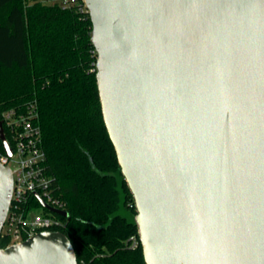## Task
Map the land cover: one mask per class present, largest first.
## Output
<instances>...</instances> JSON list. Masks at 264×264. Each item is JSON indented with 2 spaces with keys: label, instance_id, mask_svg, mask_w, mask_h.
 <instances>
[{
  "label": "water",
  "instance_id": "obj_1",
  "mask_svg": "<svg viewBox=\"0 0 264 264\" xmlns=\"http://www.w3.org/2000/svg\"><path fill=\"white\" fill-rule=\"evenodd\" d=\"M85 4L146 264H264V0ZM0 139L12 155L2 121ZM12 185L0 163V237ZM0 264L79 263L42 230L0 242Z\"/></svg>",
  "mask_w": 264,
  "mask_h": 264
},
{
  "label": "trees",
  "instance_id": "obj_2",
  "mask_svg": "<svg viewBox=\"0 0 264 264\" xmlns=\"http://www.w3.org/2000/svg\"><path fill=\"white\" fill-rule=\"evenodd\" d=\"M92 30L83 0H0V122L37 102L46 165L67 211H52L63 225L51 230L68 236L79 264H146L102 113Z\"/></svg>",
  "mask_w": 264,
  "mask_h": 264
},
{
  "label": "built area",
  "instance_id": "obj_3",
  "mask_svg": "<svg viewBox=\"0 0 264 264\" xmlns=\"http://www.w3.org/2000/svg\"><path fill=\"white\" fill-rule=\"evenodd\" d=\"M51 1L68 4L71 0ZM2 122L12 149V155H9L4 147L0 148V163L9 166L13 176L11 202L1 232V245L7 247L22 243L26 237L42 230L61 227L63 223L43 204L62 209L55 194L53 176L46 165L37 102H31L21 110L8 109L3 113ZM128 206L132 204L128 203ZM36 210L37 215L31 219V213ZM132 240L135 246L137 238L132 236Z\"/></svg>",
  "mask_w": 264,
  "mask_h": 264
},
{
  "label": "rangeland",
  "instance_id": "obj_4",
  "mask_svg": "<svg viewBox=\"0 0 264 264\" xmlns=\"http://www.w3.org/2000/svg\"><path fill=\"white\" fill-rule=\"evenodd\" d=\"M38 211H34L31 213L30 218L33 219L37 215Z\"/></svg>",
  "mask_w": 264,
  "mask_h": 264
}]
</instances>
